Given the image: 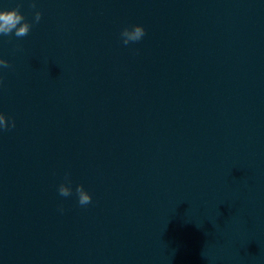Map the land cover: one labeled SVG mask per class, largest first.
Returning <instances> with one entry per match:
<instances>
[{"label": "water", "instance_id": "water-1", "mask_svg": "<svg viewBox=\"0 0 264 264\" xmlns=\"http://www.w3.org/2000/svg\"><path fill=\"white\" fill-rule=\"evenodd\" d=\"M59 183L0 174V264H264V230L83 184L80 205Z\"/></svg>", "mask_w": 264, "mask_h": 264}, {"label": "clouds", "instance_id": "clouds-1", "mask_svg": "<svg viewBox=\"0 0 264 264\" xmlns=\"http://www.w3.org/2000/svg\"><path fill=\"white\" fill-rule=\"evenodd\" d=\"M34 3V0H33ZM19 3L8 6L4 0H0V36L12 34L17 37L26 35L30 29V22L25 19L24 14L19 10ZM40 11L36 9L33 14V21H39ZM145 34L144 25L141 23H133L125 25L120 29V38L125 45L130 42H136L142 39ZM8 60L0 56V66H6ZM15 126V121L8 117L6 118L3 111H0V130L11 128ZM57 191L61 196L67 197L73 192L68 173H65V179L57 185ZM75 193L77 203L80 205H87L92 197L91 193L80 183L75 185ZM60 211H63V206H60Z\"/></svg>", "mask_w": 264, "mask_h": 264}]
</instances>
